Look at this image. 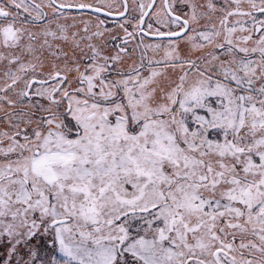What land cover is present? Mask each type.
<instances>
[{"label": "snow or ice", "instance_id": "snow-or-ice-1", "mask_svg": "<svg viewBox=\"0 0 264 264\" xmlns=\"http://www.w3.org/2000/svg\"><path fill=\"white\" fill-rule=\"evenodd\" d=\"M0 264H264V0H0Z\"/></svg>", "mask_w": 264, "mask_h": 264}]
</instances>
